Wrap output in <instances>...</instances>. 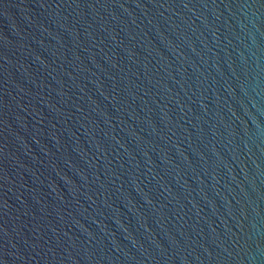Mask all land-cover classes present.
Listing matches in <instances>:
<instances>
[{
	"label": "water",
	"instance_id": "1",
	"mask_svg": "<svg viewBox=\"0 0 264 264\" xmlns=\"http://www.w3.org/2000/svg\"><path fill=\"white\" fill-rule=\"evenodd\" d=\"M0 264H264V0H0Z\"/></svg>",
	"mask_w": 264,
	"mask_h": 264
}]
</instances>
